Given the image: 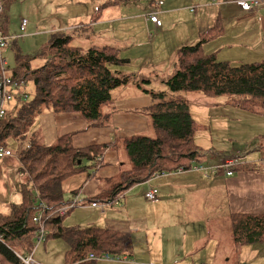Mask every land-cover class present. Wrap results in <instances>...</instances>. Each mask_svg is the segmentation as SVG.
<instances>
[{"label": "crops", "instance_id": "1", "mask_svg": "<svg viewBox=\"0 0 264 264\" xmlns=\"http://www.w3.org/2000/svg\"><path fill=\"white\" fill-rule=\"evenodd\" d=\"M154 1L67 0L66 13L53 10L50 14L54 19L51 31L33 34L39 35L43 42L48 38L51 41L57 34H66L72 38L74 46L82 49L116 48L120 57L127 61L116 68V72L134 77L133 82L112 91L113 106L107 111L108 118L101 127H89L79 114L50 111L33 122L30 135L39 145H55L67 135H72L76 149L115 144L105 153L98 172H91V178L85 174L63 183L67 205L59 208L56 214L60 216L61 209H68L62 217L63 223L69 221L72 228H107L127 233L133 244L130 260L113 264H259L253 258L254 248L259 244L244 247L234 244L233 215L264 214V166L258 164L264 158L250 157L246 161L248 166L231 177L205 178L196 172L163 174L114 200L108 198L120 184L121 174L132 168L121 146H124V139L151 133L148 110L152 100L145 91L156 93L154 80H161L164 86L175 75L174 60L180 47L197 43L200 33L220 21L223 34L204 46L206 54H214L219 61L236 65L264 61V2L249 13L242 10L236 0H162L163 4L157 9L162 27H157L150 20ZM105 2L114 5L103 9L96 18L97 10ZM126 5L133 9L126 11ZM29 25L27 20L26 29L21 32L25 33ZM1 36L11 38L8 33ZM10 43L0 53L6 62L3 52ZM15 50L18 49L15 47ZM202 108L207 114L202 117L209 118L211 123L216 121L224 126L231 121H241L262 129L256 133L259 140L249 139V144L259 145L258 142L264 141V115L244 111L234 104ZM6 111L9 113L8 109ZM191 113L198 123L200 120L192 109ZM201 129L195 141L208 155L205 163H217L230 153L242 155L234 149L219 151L215 146L205 145L204 139L216 138L210 127L205 135ZM40 130L44 133L43 140L39 138ZM231 136L223 139L231 140ZM7 149L11 155L0 161V213L5 215L22 205V190L29 179L19 159V150L23 149L20 142L11 141ZM82 177L85 179L80 181ZM68 181L74 185L70 188L72 196L66 198L64 186ZM153 190L157 191L156 201L146 196ZM46 244L36 247L44 246L46 251ZM31 254L35 258L34 252Z\"/></svg>", "mask_w": 264, "mask_h": 264}, {"label": "trees", "instance_id": "2", "mask_svg": "<svg viewBox=\"0 0 264 264\" xmlns=\"http://www.w3.org/2000/svg\"><path fill=\"white\" fill-rule=\"evenodd\" d=\"M9 1L3 0V3L9 6ZM112 5L114 3L106 2L95 17L99 18L103 9ZM0 19V32L7 36L8 17L2 15ZM222 34L223 24L219 21L200 33L197 43L177 50L176 73L167 82L170 92L200 93L208 98L231 97L235 100L234 105L242 110L264 115V61L236 65L219 61L214 54H206L204 46ZM38 59L44 60V64L34 68ZM126 63L116 48L82 49L74 46L72 38L66 34L55 35L33 55L17 50L14 68L8 66L6 70L17 84V87L9 86L8 93L19 101L20 106L14 117L7 116L0 122V147H10L13 140L26 146L27 131L35 118L44 112L79 114L89 127L103 126L108 118L107 111L113 106L112 91L134 81L133 76L116 72V68ZM30 84L34 85L32 95L27 92ZM145 92L152 100L148 111L155 137L134 135L124 139L132 168L121 174L120 184L109 200L163 174L196 172L205 178L214 175L231 177L248 166L245 157L238 155L221 157L242 162L230 169V176L228 170L209 172L208 175L195 171L200 166L218 167L221 159L214 164L204 162L208 155L195 141L200 126L193 118L189 103L167 99L166 93ZM30 143L28 148L19 150L22 169L29 177L22 190L24 202L14 207L9 215L0 213V264H23L17 253L23 256L32 253L39 237V225L34 218L41 211V205L49 210L45 214L48 217L47 240L63 239L71 246L65 255V264H107L91 260L92 254L129 262L133 244L127 233L107 228H67L63 218L56 214L59 208L67 205L63 183L85 174L91 178V172H98L105 153L115 144L76 149L72 135L61 137L53 146L39 145L34 139ZM258 164L264 166V160ZM233 216L235 245L264 244V214Z\"/></svg>", "mask_w": 264, "mask_h": 264}, {"label": "rangeland", "instance_id": "3", "mask_svg": "<svg viewBox=\"0 0 264 264\" xmlns=\"http://www.w3.org/2000/svg\"><path fill=\"white\" fill-rule=\"evenodd\" d=\"M66 2L67 0H10V5L6 6L3 3V0H0L1 5L4 6L5 12L3 13V15H6L9 21L8 35H10L12 38V40L11 38H9L11 40H9V42H11L9 48H7L3 52V57L7 60L9 68L12 69L15 66V47L23 54L32 55L38 52L45 44L49 42L50 38H48L45 43L41 38H39V35L33 34L51 31L50 25L53 23L54 19L50 18V14H53V10L61 13L63 10H65L66 13V9H64ZM121 4L123 5L124 2H122ZM124 8H126V11H131V9H133V6L126 5L124 6ZM97 9L98 8H96V10ZM87 13L88 12H86L85 14ZM24 19H26V21L28 20V23L30 25L27 28V31L25 33H22L20 28ZM176 62L177 60L175 59L174 64ZM43 64L44 60L38 59L34 62L33 67L38 68ZM154 84L157 86L156 93H166L167 99L183 100L189 103V105L191 106L190 109L193 110L194 114L200 120L198 124L200 128H203L201 129L204 133L203 135H205L206 129L210 127L209 130L213 132V135L216 139H204L205 145L210 147L215 146L219 149V151L224 150L231 152L233 149L237 152L240 151L242 154L241 156L245 157V161H249L250 157L264 158V141L258 142L259 147L255 146L256 143H248L250 142L249 139H255L256 141L259 140L258 137L256 138V133L258 130L262 129L256 128L250 123H247L245 125V122L241 121H231L228 122V124H224V126H222L223 124L221 123H216V121H213V123H211L209 121V118L202 117L207 115L203 111L202 107L217 104H234L235 100L233 98L226 96L219 98H208L200 93L185 92L172 94L170 92L169 86H163L161 80H154ZM27 92L31 95L34 93L33 84H30L27 87ZM14 100L15 101H12L11 103L9 102L10 105L9 103L6 104V110H9V113L7 111L9 117H14L17 114V110L20 106L19 101H17L16 99ZM14 109H16V112L13 111ZM37 117L35 118V120L37 119ZM227 125L230 127L227 128ZM30 133L31 128L27 131V135L25 138L26 146H22L23 149L28 148V146L31 145L30 141H32V139H35L30 135ZM38 134L39 138L43 140L44 133L40 130ZM228 135H232L231 140L223 139L228 137ZM144 136L154 138L155 134L154 131L151 130L150 135ZM199 140L202 141V139ZM121 146L124 147L123 145ZM247 147L250 149H248ZM225 157H235V155H233V153H230V155H227ZM84 179L85 178L82 177L80 181H83ZM73 185V182L69 181L65 184L64 189L66 192V198L72 196V189L70 188L73 187ZM64 220H66V218ZM63 224L67 228H72V226L69 224V221L64 222ZM46 243V251L44 249V246L36 247L37 243L35 244L34 250L32 251L34 252L35 262L37 264H65V254L70 250V244L63 239H48ZM254 249H256V253L258 251V253H255L256 255L254 254L253 256L254 261L259 262V264H264V244H259V246H256Z\"/></svg>", "mask_w": 264, "mask_h": 264}, {"label": "built area", "instance_id": "4", "mask_svg": "<svg viewBox=\"0 0 264 264\" xmlns=\"http://www.w3.org/2000/svg\"><path fill=\"white\" fill-rule=\"evenodd\" d=\"M237 4L241 7L242 10L251 13L254 10V7L259 6L264 0H236ZM163 4L162 0H155L154 1V11H152L150 15V20L157 26V27H162V21L159 18V13H158V7ZM3 13V7L0 4V16ZM27 26V21H23L21 25V31L24 32ZM8 42L7 39L2 37L0 34V53L3 51L5 47H7ZM8 67L7 62L0 56V74H1V84H0V92H1V98H0V122L5 118L6 116V104L9 103L11 100L14 98L9 95L8 93V88L9 86L13 85V87H17V84H14L12 79L8 76L6 68ZM27 97V96H26ZM25 98V97H24ZM11 155V152L4 148L0 147V161H3L6 159L8 156ZM242 162L239 160H222L221 165L218 167H196L195 171L197 172H202L205 175H208L209 172H216L218 170H228V175H232V172L230 169H233L239 165H241ZM182 171V170H181ZM147 199L150 201H156L157 200V191L153 190L149 193H147ZM96 207V204L93 205ZM48 208H46L44 205H41V211L36 215L34 218V222L39 225V237L37 239V245H41L46 242L47 236H48V231L46 230V223L48 222V217L45 216L47 214ZM68 209L63 208L59 211V214L61 217L65 216L67 213ZM1 239V237H0ZM36 245V246H37ZM33 253V252H32ZM18 258L23 264H36L33 258V255H29L27 257H23L19 254H17ZM91 260L95 261H100V262H117V263H126L128 260L127 259H113L109 255H104L102 257H96L95 255L90 256Z\"/></svg>", "mask_w": 264, "mask_h": 264}, {"label": "bare ground", "instance_id": "5", "mask_svg": "<svg viewBox=\"0 0 264 264\" xmlns=\"http://www.w3.org/2000/svg\"><path fill=\"white\" fill-rule=\"evenodd\" d=\"M1 4V3H0ZM2 7H3V5H2ZM3 13H4V7H3ZM3 13H2V15H3ZM1 15V16H2ZM26 21V20H25ZM7 42H9V38L7 39ZM9 44V43H8Z\"/></svg>", "mask_w": 264, "mask_h": 264}, {"label": "clouds", "instance_id": "6", "mask_svg": "<svg viewBox=\"0 0 264 264\" xmlns=\"http://www.w3.org/2000/svg\"><path fill=\"white\" fill-rule=\"evenodd\" d=\"M14 99H15V98H14ZM14 99H13V100H14ZM11 101H12V100H11ZM5 108H6V107H5ZM6 116H7V111H6ZM6 116H5V117H6ZM6 149H7V148H6ZM8 150H9V149H8ZM9 151H10V150H9ZM46 241H47V240H46Z\"/></svg>", "mask_w": 264, "mask_h": 264}]
</instances>
